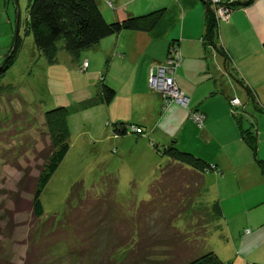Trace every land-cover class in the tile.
<instances>
[{"label":"rangeland","instance_id":"obj_1","mask_svg":"<svg viewBox=\"0 0 264 264\" xmlns=\"http://www.w3.org/2000/svg\"><path fill=\"white\" fill-rule=\"evenodd\" d=\"M29 1L0 0V67L13 53L15 40L19 42L12 63L0 76V86H14L9 93L6 88L0 91V264H23L32 238L43 253L37 264H58L55 258L63 244L58 242L61 235L54 233L56 224H52L77 185L83 198L97 199L103 207L115 202L125 214H131L141 202L150 201L153 195L149 193L150 185L159 178L160 167L167 159L152 146L154 139L131 133L120 136L112 130V123L119 121L152 129L150 116L155 102L151 92L158 91L149 87V79L138 86L133 80L129 86V64L119 54L114 58L113 50L106 51L103 46L102 51L85 48L78 56L59 49L56 62L48 63L25 30ZM127 1L97 0V3L104 17L111 20L109 11H116L118 17L129 15L133 1L126 4ZM125 41L129 43V38ZM83 61L90 63L85 70L81 69ZM102 81L116 88V95L108 105L101 97ZM60 106L68 112L69 150L41 192L44 215L37 219L29 207L16 212L12 194L19 192L21 197L31 198L28 192H22L19 181L23 176L32 181L37 175L53 140L42 115ZM220 160L222 164L224 159ZM219 169L223 171V176H218L221 185L223 182L227 189L224 204L212 191L217 181L209 176L205 177L208 193L198 197L207 201L217 198L223 216L215 222L206 221L210 223L203 230L198 227L197 243L200 245L206 237L202 251L213 249L236 264L232 249L226 245L230 230L238 232L240 226L249 227L244 224L248 210L250 215L264 213V189L249 187L248 178L247 185L240 188L235 177L237 168L226 171L228 167L224 165ZM187 179L178 177L179 185H186ZM251 196L259 197L263 203L242 208L243 199ZM204 211L201 208L198 219H205ZM173 221L182 231L195 228L188 227L182 216L175 215Z\"/></svg>","mask_w":264,"mask_h":264},{"label":"trees","instance_id":"obj_2","mask_svg":"<svg viewBox=\"0 0 264 264\" xmlns=\"http://www.w3.org/2000/svg\"><path fill=\"white\" fill-rule=\"evenodd\" d=\"M202 1L207 3L206 0ZM250 1L219 0L231 12ZM162 14L163 8H156L107 20L97 0H30L25 30L31 34L35 47L48 63L53 64L59 49L78 56L81 50L93 47L103 38L122 31H149ZM219 20L210 6H206L203 40L212 45H215ZM18 44L16 39L13 53L0 67V76L12 63ZM262 47L264 49V41ZM86 68L82 63L81 69ZM13 87L11 84L0 86V91L6 88L9 93ZM100 91L107 105L116 95V88L104 81L101 82ZM42 116L53 139L49 153L32 181L25 180L24 176L19 181L22 192H28L31 198L25 199L19 192L12 194L15 211L29 207L37 219L44 215L41 192L69 150L68 112L65 107L48 109ZM251 125L242 128V137L255 149ZM112 126L113 132L120 136L128 133L140 135L146 131L144 125L137 123H129L128 126L119 121L112 123ZM132 126L136 130H132ZM152 144L167 159L160 167L159 178L150 185L149 193L153 194L150 201L141 202L135 212L125 214L115 202L103 207L97 199L88 196L83 198L77 185L66 200L64 212L58 213L55 216L58 221L52 224H56L54 233L61 235L58 242L63 244L60 254L55 258L56 263L61 264L66 260L67 264H233L232 260L223 259L213 249L202 251L201 245H204L206 237L200 245L197 243L198 227L203 230L210 223L206 221L215 222L223 216L219 200L207 201L198 197L201 193H208L205 175L215 171L217 166L180 148L174 141L167 145L157 142ZM257 164L264 177V160L257 159ZM180 176L188 177L186 185H179ZM201 208L205 209L202 213L206 215L205 219H198ZM175 215L182 216L188 222V227L195 228L190 232L180 230L173 221ZM53 217L52 220L56 219ZM194 219L196 221L192 222ZM30 243L23 264H37L43 254L33 238ZM248 264L261 263L251 261Z\"/></svg>","mask_w":264,"mask_h":264},{"label":"crops","instance_id":"obj_3","mask_svg":"<svg viewBox=\"0 0 264 264\" xmlns=\"http://www.w3.org/2000/svg\"><path fill=\"white\" fill-rule=\"evenodd\" d=\"M132 1L133 10L129 14L163 8L155 26L149 31H129V34L122 31L105 37L93 48L112 49L114 58L119 54L120 59L129 64V86L133 80L138 86L140 82L147 83L150 68L164 62L169 47L175 44L181 54L175 83L189 101L187 106L170 102L162 108V98L152 91L155 102L151 107L152 129L146 128L138 136H148L163 145L174 141L180 148L184 146L208 158L217 169L205 177L217 181V187L212 191L220 196L222 204L227 189L218 177L223 176L220 166H227L226 171L237 168L235 177L240 188L247 185L248 178L249 187L264 189V177L257 164V159L264 160V0H251L234 9L226 20L220 19L215 45L203 40L209 2ZM109 14L121 18L116 11H109ZM125 38H129V43ZM235 97L239 99V105L230 103ZM193 109L203 113L202 126L191 119ZM251 123L255 149L242 137V128L250 127ZM221 158L224 159L222 164ZM260 200L255 196L243 199L242 208L252 204L258 207L263 203ZM247 212L244 224L249 227L240 226L242 229L238 232L230 230V241L226 245L232 249L236 264L251 261L264 264V213L250 215L249 210Z\"/></svg>","mask_w":264,"mask_h":264},{"label":"built area","instance_id":"obj_4","mask_svg":"<svg viewBox=\"0 0 264 264\" xmlns=\"http://www.w3.org/2000/svg\"><path fill=\"white\" fill-rule=\"evenodd\" d=\"M209 2L210 8L214 11L215 17L219 19H227L231 11L223 6L219 0H206ZM169 54L162 63L153 65L149 70V87L153 90L161 93L162 96V108H166L170 102L179 103L182 106H187L188 97L182 92L175 83V72L181 61V54L175 44L169 47ZM83 67H87V62H83ZM232 105H239V99L237 97L230 100ZM190 117L198 126H202L204 121V115L198 110H191ZM132 130H136L135 126L131 127ZM248 231V230H246Z\"/></svg>","mask_w":264,"mask_h":264},{"label":"bare ground","instance_id":"obj_5","mask_svg":"<svg viewBox=\"0 0 264 264\" xmlns=\"http://www.w3.org/2000/svg\"><path fill=\"white\" fill-rule=\"evenodd\" d=\"M189 102V101H188Z\"/></svg>","mask_w":264,"mask_h":264}]
</instances>
